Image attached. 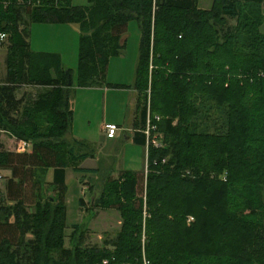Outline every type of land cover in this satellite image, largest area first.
Wrapping results in <instances>:
<instances>
[{
	"label": "trees",
	"instance_id": "16d2710c",
	"mask_svg": "<svg viewBox=\"0 0 264 264\" xmlns=\"http://www.w3.org/2000/svg\"><path fill=\"white\" fill-rule=\"evenodd\" d=\"M9 1L0 0L8 34L0 130L31 150L0 139V169L10 171L0 189V264H264V0L206 8L198 0ZM131 20L140 30L134 141L146 142L148 116L162 141L149 143L146 172L123 171L92 193L91 208L119 212L116 237L83 247L85 228L73 224L67 248L65 168L99 171L78 166L93 156L87 142L66 139L71 92L104 83ZM30 22L77 25L74 71L57 54L29 50ZM24 85L38 89L23 101Z\"/></svg>",
	"mask_w": 264,
	"mask_h": 264
},
{
	"label": "rangeland",
	"instance_id": "374dc122",
	"mask_svg": "<svg viewBox=\"0 0 264 264\" xmlns=\"http://www.w3.org/2000/svg\"><path fill=\"white\" fill-rule=\"evenodd\" d=\"M79 1L84 2V0ZM211 1L198 0V4L200 7L206 8L210 6ZM260 11L264 14V1L260 7ZM227 23L230 26H235L237 22L235 20H228ZM42 26L39 23L33 27L34 35L32 42L38 47L52 49L54 47H52L50 41L56 39L57 35L46 31ZM262 30L264 31V26ZM126 37V47L122 52V55L126 54V56L120 57L118 60L114 58L110 70L106 71L104 83L100 84L103 87L107 86L106 82L133 85L140 44V30L135 20L129 22ZM5 45H8V41ZM4 53L5 48L0 50V56ZM1 66L3 67V62ZM69 66L75 69L77 66L76 59L69 63ZM131 89L133 88L131 87ZM73 105L76 119L73 131L84 138H88L87 144L93 150V156H89L84 161L82 160L80 166L94 167L99 171L95 174L91 172L81 174L74 172L71 168L67 169L65 221L67 225L79 224L82 228H85L82 242L83 247L102 246L105 241H112L116 237L121 219L119 213L114 209L91 208L90 199L94 191H100L104 181L118 177L117 171L113 169V166L120 169H142L144 164V152L142 148L134 145L126 138L131 135L136 101L135 98L130 100L129 92L111 89L108 94L107 103H103L102 95L95 91L91 94L89 92L81 94L80 92L76 96ZM106 123H114L118 126V130L112 139L106 138V133L102 130ZM50 177L51 170L48 171V178ZM47 194L53 193L52 191H48ZM81 198L86 200V204L82 208L79 204ZM71 232L72 229L67 228L64 247L71 248L73 245V241L69 239Z\"/></svg>",
	"mask_w": 264,
	"mask_h": 264
},
{
	"label": "crops",
	"instance_id": "0c3cea01",
	"mask_svg": "<svg viewBox=\"0 0 264 264\" xmlns=\"http://www.w3.org/2000/svg\"><path fill=\"white\" fill-rule=\"evenodd\" d=\"M70 1H71V4L73 6H85L88 4L87 0H84V2L79 1V0H70ZM39 23H40V25L41 24L43 25L42 28H45L46 31H49L52 34L57 35L56 39L50 41L52 44V47H54V48H52V49L41 48V46L38 47V46L34 45V43L32 42L33 35H34L33 27ZM128 27H129V23L127 25L126 33L128 32ZM126 33L123 35V38L121 39L124 42V48L126 47V43H127ZM27 42H28L30 51L37 52V53L57 54L60 58V63H61V66L63 67V69H68V68L72 69V67L69 66V63H71L75 59H76V64H77V50H78V44H79V29H78L77 25L74 23L30 22L28 24ZM3 48H5V53L0 56V82H2L4 80L5 75H6L5 57L7 54V46L5 44L1 45L0 50H2ZM124 56H126V54L122 55V52H121L117 56L110 57L106 71L108 72L110 70V66H111L114 58H117V60H118V58L124 57ZM136 59H137V57H136ZM136 59H135V64H136ZM2 62H3V67L1 66ZM1 68H3V69H1ZM72 70L74 71L75 69H72ZM118 84H124V83H118ZM125 85H128V84H125ZM131 87L132 86H130L128 88H109L107 86L103 87L100 84H94L93 86H87V87H75L74 90L71 92V96H70V102H71V106L73 108L72 125H71L70 133L66 136V138L69 139V141H72L73 139H75V140L87 142L89 140L88 138H84L83 136L76 134L73 131V127H75V123H76L75 109H74L73 102H74L76 96L80 92H81V94H84L85 92H89L90 94L95 92V91L99 92L102 95L103 103H107L109 91L111 89H117V90L129 92L130 100L135 98V101H136L137 92L134 90L133 87H132L133 89H131ZM37 89H38L37 87L24 85L18 89V91L16 92V96H17V98H23V101H24L31 94L34 95L35 92H37ZM133 94H134V97H133ZM88 100H90V99H88ZM129 102H132V101H129ZM133 119H134V114H133ZM106 124H110V123H106ZM106 124H104V127L102 128V130L105 133H106V131H105V125ZM134 133H135V128L133 127V122H132L131 135L126 137V138L129 139L134 145L142 148V150L144 152V164H143L141 170H139V168L138 169H123V168L120 169V168H115V166H113V169L115 171H117L118 176L123 171H131L134 173H142V172L144 173L147 171V151H148V145L149 144L147 143V140L144 144L136 143L134 141V136H135ZM106 138H108V137L106 136ZM0 139L6 145V147L9 149L17 150V151H23V152H28L31 150V144L29 142H26L24 140L15 139V137L8 135L4 130H0ZM108 139H112V138H108ZM23 142L28 143V145H23ZM87 158L83 159V161L86 160ZM80 162H82V160ZM80 162L78 164L79 167L86 168V169H94V167L80 166ZM68 168H71L73 170V168L70 166L65 168V184H66V175H67V169ZM0 173L2 175V179H0V189L3 190L4 183H5V177L10 176V171L8 169H0ZM77 173L88 174L89 172H85V173L84 172H77ZM84 186L87 187L86 185H84ZM83 201H84V204H86V200L83 199ZM119 217H120V215H119ZM65 220H66V217H65ZM119 224H120V221H119ZM66 225H67V223H66ZM72 225L73 224L67 225V228L71 227Z\"/></svg>",
	"mask_w": 264,
	"mask_h": 264
},
{
	"label": "built area",
	"instance_id": "2783aa9c",
	"mask_svg": "<svg viewBox=\"0 0 264 264\" xmlns=\"http://www.w3.org/2000/svg\"><path fill=\"white\" fill-rule=\"evenodd\" d=\"M42 0H37L36 4L40 5ZM59 0H54V2L57 4ZM1 3L3 4L4 7H6L8 5V3H10L9 0H1ZM8 41V34L6 32H0V46L7 43ZM156 119H159L160 117L155 115L154 116ZM118 130V126L114 123H110V124H106L105 125V131H106V136L108 138H113L116 134V131ZM144 133L146 135V140L147 143H152L155 146H159L161 144L162 141V133L158 132L156 130L155 125H153L150 121L149 116L147 117L146 120V127L144 129ZM23 145H28V143L23 142ZM191 220V218L189 219Z\"/></svg>",
	"mask_w": 264,
	"mask_h": 264
},
{
	"label": "water",
	"instance_id": "95a60500",
	"mask_svg": "<svg viewBox=\"0 0 264 264\" xmlns=\"http://www.w3.org/2000/svg\"><path fill=\"white\" fill-rule=\"evenodd\" d=\"M93 200H94V195L93 196H91V202L93 203Z\"/></svg>",
	"mask_w": 264,
	"mask_h": 264
}]
</instances>
